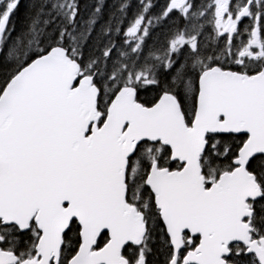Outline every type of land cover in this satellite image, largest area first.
Wrapping results in <instances>:
<instances>
[{
  "label": "snow or ice",
  "instance_id": "6c2138e0",
  "mask_svg": "<svg viewBox=\"0 0 264 264\" xmlns=\"http://www.w3.org/2000/svg\"><path fill=\"white\" fill-rule=\"evenodd\" d=\"M0 264H264V0H0Z\"/></svg>",
  "mask_w": 264,
  "mask_h": 264
}]
</instances>
